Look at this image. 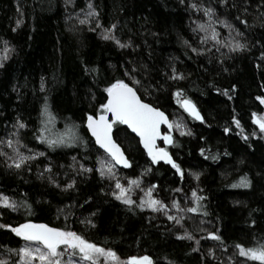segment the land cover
Listing matches in <instances>:
<instances>
[{"label":"trees","instance_id":"obj_1","mask_svg":"<svg viewBox=\"0 0 264 264\" xmlns=\"http://www.w3.org/2000/svg\"><path fill=\"white\" fill-rule=\"evenodd\" d=\"M88 2L0 0V49L5 41L11 46L8 59L0 61V139L18 131L12 139L20 144L14 147L30 156L44 153L20 169L10 168L2 153L11 157L13 150L0 144V193L18 205L15 210L0 207V224L16 226L31 219L74 230L113 248L121 259L149 255L153 264H223L218 255L213 259L207 253V238L195 233L186 220L175 224L136 207L137 193L131 194L133 206L111 195L114 178L127 185L129 178L140 177L141 187L154 184L153 196L169 206L175 197L197 189L203 197L197 214L209 219L212 231L221 235L222 242H215L223 252L235 243L264 242V136L252 120V113H264V104L256 99L264 95V7H257L261 0H226L227 7L219 0H185L184 4L180 0H91L96 15L81 23L90 11ZM191 2L201 5V10L189 8ZM207 6L216 10L214 19H223L243 33L215 24L220 39L231 35L246 41L244 50L230 52L211 42L204 54L191 52L184 41L199 45L203 33L193 29L195 22H207L203 14ZM113 24L112 35L121 42L130 40L129 47L102 38L103 30ZM221 53H226L222 59ZM125 67L136 69L134 74L141 80L138 94L145 101L165 111L174 126L179 117L183 120V134L174 127V143L166 147L181 166L183 178L172 166L152 164L138 139L122 125L114 127L113 136L130 166L115 167L113 177L102 178L96 170L106 153L85 129V114H94L105 101L107 83L116 78L131 83L124 76ZM173 68L183 79L168 78ZM149 84L152 87L146 92ZM176 88L196 105L202 121L191 118L177 103ZM45 98L54 116L50 133H75L76 142L49 148L35 138ZM233 116L240 121L239 128ZM17 119L27 126L15 129ZM82 164L92 170H82ZM245 177L248 187L241 186ZM70 180L74 187L64 189L62 185ZM90 214H94L92 227L81 222ZM185 231L193 239L177 238ZM23 242L0 227V250L12 260L18 255L9 249H19Z\"/></svg>","mask_w":264,"mask_h":264},{"label":"snow or ice","instance_id":"obj_2","mask_svg":"<svg viewBox=\"0 0 264 264\" xmlns=\"http://www.w3.org/2000/svg\"><path fill=\"white\" fill-rule=\"evenodd\" d=\"M182 4L185 0H180ZM247 3L248 0H245ZM221 5L227 7L226 0H219ZM87 7L90 11L87 13L85 20L80 21L81 23L87 22V16H95L96 10L93 7L91 0H89ZM189 8L201 10V5L195 2L188 4ZM257 7H264V0ZM247 11V9H244ZM216 10L207 6L203 8V14L206 16L207 22H195L196 27L193 29L194 32L197 30L203 35L199 36V45L193 46L188 40L184 43L188 45L192 53L196 55H202L208 51V47L221 45L227 48L230 52H239L247 47L246 41H241L229 35L226 40L220 39V33L213 25L219 24L227 27L230 30L236 31L240 36L243 35L239 29L234 28L233 24L226 22L223 19H214ZM240 23L246 24V21L240 19ZM17 25L21 23L18 19ZM99 24V20L96 21ZM116 27L115 24L111 27L105 28L102 32V38L113 40L117 46L126 48L131 45V41L121 42L115 35H112L113 29ZM15 30V29H14ZM219 52V48L216 49ZM11 52V46L4 42L3 49H0V61L7 60ZM226 53H221V59ZM261 58H264V52L261 53ZM220 62V61H218ZM135 68L128 69L125 67L124 76L128 78L131 83L126 82L124 78H116L104 86L103 91L106 93V99L99 105L95 113H86V126L91 137L95 139V143L99 145L101 149L106 153L104 160L99 161L100 166L96 169L100 176L112 177V173L117 165H123L125 167L130 166L129 159L125 156L121 150L120 145L113 139V128L116 125H126L132 133H135L139 137V143L143 146L147 156L150 158L152 164H156L158 161H166L180 174L183 178V171L181 166L172 159L166 147H161L157 141L162 140L165 145L174 143L172 130L174 123L171 121L164 111L160 107L154 106L152 103L145 102V100L138 94V87L141 84V80L137 79L134 72ZM227 71V69H225ZM169 79H183V74L177 72L175 68L172 69ZM43 80V78H42ZM43 83L41 87L43 88ZM152 87L148 85L145 88ZM236 85H233L235 89ZM219 91V89H217ZM224 95L228 96L229 93L225 90ZM173 96L177 97V103L180 104L181 108L184 109L192 118L196 120H203L200 111L196 105L189 99L183 92L182 89L176 88L173 92ZM231 99V96H229ZM256 99L264 104V95L257 96ZM41 124L37 130L35 138L45 143L49 148H55L58 146H64L70 143L76 142L75 133H62L57 136H53L49 131L54 116L49 110L46 98L45 104L41 108ZM233 122L239 128L240 121L233 116ZM253 123L258 126L259 132L264 133V113L257 115L252 113ZM162 125L167 126V131L162 129ZM27 125L20 119L15 122V129H23ZM175 129L180 130L183 134L184 125L182 123H176ZM190 131V130H189ZM225 132L229 129L225 128ZM18 131L9 134V137L4 140L0 139V144L6 143L8 147L12 148L14 155L9 157L7 153H2L7 159V166L10 168L20 169L25 165L26 161L34 159L36 155H43L44 153H33V155H26L24 152L19 151L14 145H19V140H13L12 136H18ZM252 135H256L255 132ZM203 139V138H202ZM246 139V137H245ZM203 154V149H201ZM215 159V157H213ZM45 169H50V165H45ZM82 170L91 171L90 168H85L81 165ZM194 177H198L199 173H193ZM56 183V181H51ZM140 177L129 178L127 185L121 184L120 180L116 179L114 183V190L111 195L118 201L128 206H133L134 201L131 199V193L133 188L140 186ZM247 178H242L243 187L249 186ZM61 186V185H57ZM64 189H70L74 187V181L70 180L68 183L62 185ZM155 185H150L146 190L145 196H142L140 203L135 205L140 209H150L152 212L162 213L168 221H174L175 224H181L184 213H199L202 211L201 201L203 197L197 194V189H193L191 192V206L182 208L177 200L171 201V207L177 209L181 213L180 216L169 214L168 207L163 200L157 199L152 195V191ZM104 189H101L103 191ZM173 191H180V189H174ZM91 199V198H89ZM0 206H6L15 210L18 205L15 201H11L7 195L0 193ZM59 211V210H58ZM94 214L85 217L81 222L87 224L89 227L94 226L95 221L93 218ZM254 223V222H253ZM0 227L10 229L17 237H20L24 241L28 242L19 249H9L10 252H14L19 256L18 260H12L10 257L0 259V264H153V258L149 255H129L124 259L118 255V253L111 247L101 246L87 239L84 235L67 228L51 226L46 222H34L31 219H26L23 223H19L16 226L9 224H0ZM178 239L187 238L193 239L190 232L185 231L183 234L177 233ZM207 238L222 242V237L215 231H208ZM234 249L238 257L245 258L244 264L248 261H256L259 264H264V242H258L252 246H245L242 243H235ZM208 254L215 259V253L213 248H208ZM67 257L65 260L63 257ZM79 259H76V258ZM237 264H241L237 261Z\"/></svg>","mask_w":264,"mask_h":264},{"label":"rangeland","instance_id":"obj_3","mask_svg":"<svg viewBox=\"0 0 264 264\" xmlns=\"http://www.w3.org/2000/svg\"><path fill=\"white\" fill-rule=\"evenodd\" d=\"M176 123H182L183 124V120L179 117L177 119ZM261 134L264 136V133H261ZM104 159H105V157L103 156V157H101L98 160V165L99 166H100L99 161L104 160ZM112 177H113V175H112ZM131 178L134 179L135 177H131ZM114 179L116 180L118 178H114ZM146 190L147 189H143L141 187V182H140V186L136 187V188H133L131 194L137 193L139 195L140 199H141L142 196H145ZM174 199L178 201V203L180 204V206L182 208H186V207L191 206V203H190L191 199H192L191 195H179V196L175 197ZM167 210H168L169 214H174L176 216H180L181 215V213L178 212L177 209L172 208L171 206H169ZM153 213L165 217L160 212H153ZM183 219L186 220L190 224L191 229L195 233H197L198 235L200 234L201 236H204L206 238H207V232L213 230L212 222L209 219H206V218H204L203 216H201V215H199L197 213H184L183 214ZM207 240L208 241L205 244V250L207 251L209 247L213 248L215 256L218 255L219 258L221 259V262L223 264H237V261H240L241 264H244L245 258L238 257L236 255V251H235L234 248L230 249L227 252H223L220 249V247L218 246V244L215 242V240H212V239H209V238H207ZM27 243L28 242L24 241L22 246H24ZM207 253H208V251H207ZM7 257H10L9 253L6 252V251L0 250V259L7 258ZM18 259H19V256H18L17 260ZM63 259L67 260L68 258L65 256V257H63ZM76 259H79V258L77 257ZM246 264H259V263H250V261H248V262H246Z\"/></svg>","mask_w":264,"mask_h":264},{"label":"water","instance_id":"obj_4","mask_svg":"<svg viewBox=\"0 0 264 264\" xmlns=\"http://www.w3.org/2000/svg\"><path fill=\"white\" fill-rule=\"evenodd\" d=\"M145 102H147V101H145ZM149 103V102H148ZM183 109V108H182ZM162 110V109H161ZM184 110V109H183ZM163 111V110H162ZM165 112V111H164ZM186 114H188L187 112H185ZM165 114L167 115V113L165 112ZM189 115V114H188ZM168 116V115H167ZM190 116V115H189ZM191 117V116H190ZM87 118V117H86ZM168 118L170 119V117L168 116ZM192 118V117H191ZM194 119V118H193ZM196 120V119H195ZM85 121H86V119H85ZM197 121H202V120H197ZM84 126H85V129L87 130V126H86V123H84ZM122 126H124L131 134H133L137 139H138V143H139V137L138 136H136V134L135 133H132L131 132V130L130 129H128L127 128V126L126 125H122ZM162 127V129L163 130H165V131H167L168 129H167V126L166 125H162L161 126ZM113 130H114V128H113ZM87 132H88V130H87ZM172 133H173V130H172ZM88 134H89V136L91 137V134H90V132H88ZM92 139H93V141H94V143H95V139L93 138V137H91ZM113 139L115 140V138H114V136H113ZM116 141V140H115ZM117 142V141H116ZM118 143V142H117ZM157 143L161 146V147H168V146H170L171 144H168V145H165L164 144V142L162 141V140H158L157 141ZM119 144V143H118ZM95 145L98 147V148H100L99 147V145H97L96 143H95ZM120 145V144H119ZM139 145H140V147H141V149L146 153V151L144 150V148H143V146L139 143ZM120 147H121V150L124 152V150H123V148H122V146L120 145ZM101 149V148H100ZM103 152H104V150L103 149H101ZM168 150V149H167ZM168 152H169V150H168ZM105 153V152H104ZM124 154H125V156L127 157V155H126V153L124 152ZM169 154L171 155V153L169 152ZM147 155V154H146ZM148 157V156H147ZM171 157H172V155H171ZM128 158V157H127ZM148 159L150 160V158L148 157ZM172 159L174 160V158L172 157ZM151 161V160H150ZM157 163H163V164H166V165H169V166H171L170 164H168L166 161H158ZM156 163V164H157ZM116 167H118V168H121V169H126V168H128V167H125V166H123V165H117Z\"/></svg>","mask_w":264,"mask_h":264}]
</instances>
